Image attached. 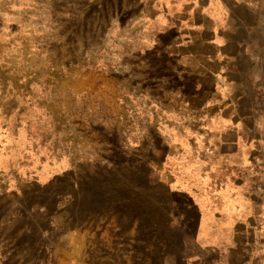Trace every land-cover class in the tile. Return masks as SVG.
<instances>
[{
	"label": "rangeland",
	"instance_id": "1",
	"mask_svg": "<svg viewBox=\"0 0 264 264\" xmlns=\"http://www.w3.org/2000/svg\"><path fill=\"white\" fill-rule=\"evenodd\" d=\"M141 1L0 0V161L13 171L0 264H264V165L235 170L238 188L185 167L171 123L193 84L148 37ZM251 1L264 151V0ZM13 137L21 167L4 154ZM238 224L246 238L227 234Z\"/></svg>",
	"mask_w": 264,
	"mask_h": 264
},
{
	"label": "crops",
	"instance_id": "2",
	"mask_svg": "<svg viewBox=\"0 0 264 264\" xmlns=\"http://www.w3.org/2000/svg\"><path fill=\"white\" fill-rule=\"evenodd\" d=\"M141 4L142 24L148 37L154 38L156 49L161 48L162 55L173 62L180 78L193 84L191 96L180 108L182 112L174 113L171 123L174 131L181 130L180 141H187L192 149L185 167L196 174L210 171L223 175L238 188L235 170L258 171L264 165L261 122L254 117L250 96L257 70L253 52L260 22L257 7L251 0H142ZM16 109L17 104L11 108ZM5 117L17 121L13 112ZM13 139L4 154L12 156L11 162L21 167L24 158L12 153L17 137ZM12 172L0 161V177H9ZM244 204L231 206L239 208ZM245 211L250 212L248 220L253 221L261 209L248 204ZM235 218L238 220L239 214ZM240 225L227 229V234L246 238ZM214 247H207L205 254L213 255L218 250ZM228 252V248L222 252L219 249L217 255L228 256Z\"/></svg>",
	"mask_w": 264,
	"mask_h": 264
}]
</instances>
